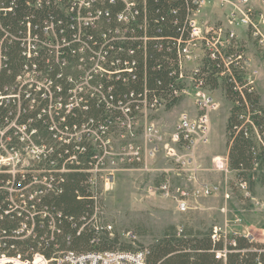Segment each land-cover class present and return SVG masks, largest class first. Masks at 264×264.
<instances>
[{
	"label": "built area",
	"instance_id": "obj_1",
	"mask_svg": "<svg viewBox=\"0 0 264 264\" xmlns=\"http://www.w3.org/2000/svg\"><path fill=\"white\" fill-rule=\"evenodd\" d=\"M118 2L124 4V9L113 17L109 5ZM187 2L191 5L186 16L188 29L174 44L169 66L172 87L166 94H150L148 89L142 94L132 91L128 96L117 92V84L128 81L138 66L137 48L125 49L123 45L143 41L146 55L148 51L150 38L147 32H142L147 26L146 20L141 22L138 17L139 0H35V8H57L69 17L67 29L58 28L54 20H45L41 35L34 31L29 18L24 35L5 29L0 19V29L4 32L0 37V69L7 60L4 49L7 36L25 40L23 53L28 57L52 50L56 62L69 69L67 90L52 79H42V72L27 64L25 76L18 77L14 88H7L9 94H0V101L18 102L15 118L8 125H0V176L10 175L6 182L0 181V220L10 222L8 227H0V264H146L148 247L63 250L57 256L48 255L44 247L58 246L56 233L61 232L63 222V213L48 202V196L57 191L56 182L64 180L56 177V173L79 170L87 174L88 209L81 215V225L74 218L69 219L79 233L85 229L94 231L91 239L94 245L100 242L103 233L114 235V225L108 220L106 193L119 172L141 168L155 171L147 193L171 198L180 212L189 211L192 202L199 198L221 192L220 184L199 183L201 167L196 149L209 139L210 114L218 108L216 92L229 103V114L240 103L228 98L224 78L234 81L240 78L251 91L257 92L259 110L264 114L263 93L258 84L259 75H264V0ZM28 4L32 6L29 1ZM207 4H212L210 18L205 16ZM9 10L12 7L7 8L4 0H0V18ZM73 22L76 35L71 37L68 32L74 28ZM89 28L97 30L98 37L89 33ZM75 43L78 47H72ZM124 51L129 59L123 55ZM31 75L32 81L28 79ZM24 85L28 89L33 87L49 100L47 110L43 111L50 115L51 130L58 136L55 144L38 143L32 136L36 129L28 131L27 125L18 122L23 113ZM237 88L242 92L240 84ZM92 105L101 110L100 117L86 119L84 115L80 123H67L68 116L77 117ZM172 110L180 111L168 127L163 123L164 114ZM243 119L247 127L245 134L253 142L257 155L255 166L261 163L262 173L264 129L257 125L250 109ZM12 133L19 137V145L13 143ZM64 146V153L58 151ZM30 152L33 156L26 158ZM82 154L85 160L81 159ZM14 157L18 160L16 166ZM43 162H47V167L41 165ZM214 167L226 174L233 172L232 181L242 197L255 200L249 181L239 179L230 168L228 154L215 156ZM226 188L225 195L229 197L231 187ZM42 230L44 234L39 233ZM126 236L132 241L137 237L132 230ZM213 238H218L216 233ZM27 240L37 247L31 246L23 254L18 242Z\"/></svg>",
	"mask_w": 264,
	"mask_h": 264
},
{
	"label": "trees",
	"instance_id": "obj_2",
	"mask_svg": "<svg viewBox=\"0 0 264 264\" xmlns=\"http://www.w3.org/2000/svg\"><path fill=\"white\" fill-rule=\"evenodd\" d=\"M28 1L32 6L28 4ZM144 1L139 0L140 13L138 17L141 22L146 20L147 27L142 32H147L150 38L147 43L148 51L146 55L143 41L126 42L123 45L125 49L130 46L137 48L138 66L128 81H120L117 84V92L122 96H128L132 91L142 94L146 89L150 94H166L170 90L172 77L169 66L174 44L177 37L188 29L186 16L191 5L187 0ZM4 2L7 8L12 7V10H9L7 15L0 19L5 29L14 34L24 35L26 33L27 18L32 22L34 31L40 35L43 33L45 20H54L58 28L61 26L66 29L70 28V24H67L69 17L57 8H35V0H4ZM109 8L114 17L124 9V4L118 2L116 5H109ZM174 21L178 23L174 24ZM73 25L74 28L68 32L71 37L76 35L75 22ZM88 31L97 37L99 35L95 29L89 28ZM3 35L4 32L0 29V37ZM85 38L89 39V35ZM25 47L26 41L22 38L16 39L7 36L4 39L7 60L5 66L0 69V94H9L10 91L7 88H14L17 85L18 77L25 76L27 64L31 68L35 66L36 70L41 71L42 79H52L56 83H61L67 90L66 75L69 69L62 68L61 64L56 62L54 52L46 49L42 50L39 55L28 57L23 53ZM72 47H78V43L72 44ZM67 48L64 49L67 50ZM123 55L130 58L126 51L123 52ZM59 73L63 74L62 77L58 76ZM213 81V85L216 87L217 80ZM237 84L242 87V92L237 88ZM223 86L227 89L230 100L240 101L237 107L232 108L226 124L230 168L236 171V176L239 179L248 180L253 189L256 182L264 185V172H260L263 169L261 163L257 168L255 166L257 155L253 142L245 134L247 127L243 117L250 109L257 125L264 129V114H261L259 110L260 96L257 92L251 91L240 78L234 81L232 78L226 77L223 80ZM14 92H18V88ZM22 97L23 113L18 122L21 125H27L28 131L36 129V133L32 136L38 143L43 141L49 145L55 144L58 136L55 137L56 133L51 130L50 115L47 111H43L47 110L49 100L41 97V93L33 87L28 89V85L23 86ZM17 112L18 102L16 99L9 102L7 100L0 101V125H8L15 118ZM242 114L243 117H241ZM72 116L67 118V123L71 125L84 121V117L86 119L90 116L98 118L101 116V110L96 105H92L89 110L79 113V116ZM12 136L13 143L19 145V137L13 133ZM65 149L64 146L58 151L64 153ZM84 156L85 154H82V160H85ZM41 165L47 167V162H43ZM55 176L63 177L64 180L56 182L57 191L48 196V200H50L48 202L53 208L63 213V222L61 232L56 233L58 246L50 244L44 247L48 255L50 257L57 256L58 252L63 250L85 252L118 248L120 242L118 234L111 236L108 233H103L100 242L94 245L91 243L94 231L85 229L79 233L78 228H75L69 219L72 217L81 225V215L88 209L90 199L85 184L87 174L83 171L71 170L61 174L56 173ZM9 177V174H3L0 176V181L6 182ZM80 196L82 198H79ZM9 225L10 222L6 219L0 220V227ZM39 233L44 234L45 231L42 230ZM213 234H215L214 228L201 230L182 226V230H180L175 224L168 225L164 229L163 235L148 246L146 264H264V240H255L252 236L243 233H222L214 239ZM31 246L37 247L32 240H27L19 241L17 247L21 253L25 254ZM120 248L135 249L132 244L126 243L122 244ZM218 252H222V255L218 256Z\"/></svg>",
	"mask_w": 264,
	"mask_h": 264
},
{
	"label": "rangeland",
	"instance_id": "obj_3",
	"mask_svg": "<svg viewBox=\"0 0 264 264\" xmlns=\"http://www.w3.org/2000/svg\"><path fill=\"white\" fill-rule=\"evenodd\" d=\"M212 4H207L206 18H210ZM29 80H33L32 75ZM264 99V75L258 77ZM218 108L211 112V131L207 143L196 149L200 163L198 181L202 184L216 183L222 186L217 195L199 198L192 202L187 212H180L171 198L149 195L148 186L154 180L155 171L141 168L119 172L116 182L106 193L108 204V220L114 225V234H118L122 244H132L134 248L148 247L163 235L164 229L171 224L207 230L214 228L217 235L222 233H243L255 240H264V185L254 184L255 200L244 199L234 185L233 172L225 173L215 170L214 157L226 155V124L229 116V103L216 92ZM182 108V107H181ZM180 110H172L164 114L163 123L172 126ZM30 152L26 158H31ZM16 166L18 160L14 157ZM227 179L229 181H227ZM227 185L232 193L227 197ZM136 234L134 241L128 239L127 232Z\"/></svg>",
	"mask_w": 264,
	"mask_h": 264
},
{
	"label": "crops",
	"instance_id": "obj_4",
	"mask_svg": "<svg viewBox=\"0 0 264 264\" xmlns=\"http://www.w3.org/2000/svg\"><path fill=\"white\" fill-rule=\"evenodd\" d=\"M226 139H227V134H226ZM225 154H228V147H227V149H226V153Z\"/></svg>",
	"mask_w": 264,
	"mask_h": 264
}]
</instances>
